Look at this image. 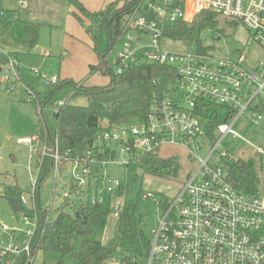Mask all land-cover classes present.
<instances>
[{
  "label": "built area",
  "instance_id": "built-area-1",
  "mask_svg": "<svg viewBox=\"0 0 264 264\" xmlns=\"http://www.w3.org/2000/svg\"><path fill=\"white\" fill-rule=\"evenodd\" d=\"M150 8L155 16L136 12L125 24L124 36L113 55L116 71L121 73L133 63L144 60L171 66L177 76L175 80L169 82L161 97L153 99L144 121L99 133L92 147L83 153H62L57 138L53 144L40 140L38 170L41 172L46 157L52 158L57 186L59 178H64L61 170L67 161L66 172L71 169L72 188L87 191L92 205L105 206L118 218L124 206L117 200L124 199L126 203L129 179L125 182L109 173L100 174L101 169L108 172L109 167L118 163L114 145H122V151H128L130 156L160 151L164 145L186 146L197 166L174 198L160 202L159 222L146 256H126V259H113L110 264H264V167L262 184H258L255 192H247L232 184L225 163L213 161L216 154L221 160L231 157L223 143L229 134L241 137L233 126L243 114L255 124L261 123L263 112L259 106L264 100V61L249 68L246 53H241L238 59H230L208 50L170 52L161 47L167 23L192 21L204 10L241 21L264 47V0H183L181 4L175 0H158ZM3 11L0 9V15ZM219 36L217 33L216 37ZM0 52L7 58L10 70L19 75L18 59L2 46ZM7 78L3 76L2 82H7ZM46 81L55 84L58 78ZM204 102L226 104L232 111L212 133L208 128L209 119L201 113L205 109ZM65 103L54 104V112ZM199 136L211 142L205 158L195 153L201 149L196 145ZM35 140L26 137L18 142L34 145ZM258 152L264 166L262 147H258ZM37 183L38 178L30 189L33 207L24 205L18 212V220L21 218L29 225L23 231L24 238L17 237L19 227L0 222V233L5 236V239L0 238V264H36L39 250L35 243L43 234L44 226L52 220L54 211L52 202L39 211ZM70 189L64 191L63 199L72 196ZM139 194L155 196L152 191L142 189Z\"/></svg>",
  "mask_w": 264,
  "mask_h": 264
},
{
  "label": "rangeland",
  "instance_id": "rangeland-1",
  "mask_svg": "<svg viewBox=\"0 0 264 264\" xmlns=\"http://www.w3.org/2000/svg\"><path fill=\"white\" fill-rule=\"evenodd\" d=\"M25 1V0H24ZM88 9L100 11L108 4L117 0H80ZM119 1V0H118ZM121 3V1H119ZM13 0V6L23 8L25 3ZM26 17L22 15L21 20L39 24V35L35 45H27L26 48L16 49L18 59L15 75L10 70L8 62L0 61V222L12 227H19L17 237L24 238V230L29 226L19 218L4 196L5 187L8 184H17L23 189V204L33 207V195L30 189L39 177L38 163L40 139L39 120L42 118L45 128L55 139L57 136V118L53 105L60 101L66 103L86 106L88 99L79 94L71 97L75 84H83L86 87L103 86L111 81V76L100 70L91 71V64H100L99 56L91 48L93 44L91 36L86 32V23H81L74 15L75 6L70 0H27ZM122 5V3H121ZM218 23L214 26L203 27L196 33V40L187 43L184 40L173 39L163 36L161 47L165 51L185 52L190 49L208 50L213 54L238 59L241 53H246L249 68L262 64L264 61V47L255 39L250 31L241 21L226 19L218 16ZM219 33V37L216 34ZM16 35L19 40L24 38V32L20 26L17 27ZM105 41V34L102 35ZM148 39L147 36L144 37ZM7 51L8 48L4 47ZM36 49H39L36 52ZM0 55L3 53L0 52ZM5 57V56H4ZM264 64V63H263ZM264 68V66H263ZM7 76V82L1 78ZM58 78V83H47V79ZM40 95L50 99L40 113V110L33 103V98ZM233 128L241 137L229 134L225 137L223 146L230 152L232 158L254 159L262 161L258 147L264 151V113L259 125L247 115L243 114ZM30 137L37 139L34 145L26 142L19 143L20 138ZM196 145L201 146L200 157L208 156L211 149V142L205 137H197ZM117 149V164L109 167L108 172L101 169L100 174L109 173L112 177H121L125 182L129 179L127 162L131 160L128 151H122V145H114ZM159 154L163 157L175 156L181 164L178 176L163 178L151 173L139 170L138 185L134 190H129L126 201L136 203L138 213L142 215V223L146 236L151 239L153 230L156 228L160 214V202L165 198H174L190 172L197 162L191 158L188 147L183 145H164ZM216 158V159H215ZM213 161L220 160L216 154ZM260 183L262 184V170L258 167ZM96 175V174H95ZM71 169L67 177L59 178L58 185H55V174L48 172L39 184L40 200L44 206L53 204L52 218L59 213V207L64 203L62 195L65 190L71 187ZM133 189V188H132ZM152 191L155 196L145 197L139 194ZM53 196V197H52ZM53 199V201H52ZM118 203L124 206L125 200L118 199ZM64 210L68 209L66 206ZM33 209L31 210V214ZM20 217V216H19ZM118 219L114 215L109 218L105 228L98 233V239L104 243L111 244L118 240L117 232ZM0 238L5 236L0 233ZM82 238L79 237L74 250L78 252L81 248ZM127 247H118L114 259H122L127 255H135L129 252ZM136 256V255H135ZM113 261V260H112ZM142 259L140 263H142ZM74 264L71 254L58 251L39 249L36 256V264ZM110 264V263H109Z\"/></svg>",
  "mask_w": 264,
  "mask_h": 264
},
{
  "label": "trees",
  "instance_id": "trees-1",
  "mask_svg": "<svg viewBox=\"0 0 264 264\" xmlns=\"http://www.w3.org/2000/svg\"><path fill=\"white\" fill-rule=\"evenodd\" d=\"M119 1L111 2L103 10L93 11L80 0H70L75 6V17L81 23L88 21L86 32L92 38V49L99 56L100 64H91V71L100 70L109 74L111 81L103 86L86 87L80 83L75 84L71 97L82 94L87 97L88 104L79 106L65 103L55 113L58 121L56 138L62 153L67 151H70L71 155L83 153L92 147L99 133L120 125L144 121L151 109L153 99L161 97L169 82L177 77L171 66L144 60L133 63L121 73L116 71L113 55L124 36L125 24L136 12H149L153 15L150 6L156 4L158 0ZM175 1L178 4L183 3V0ZM0 9L4 10L1 6ZM218 16L215 11L204 10L192 21L167 23L164 27V35L192 43L196 40L197 31L218 23ZM18 26L24 32L22 40L16 35ZM103 34H105V44ZM38 35L39 24L21 20L18 12L4 10L0 15V46H9L14 50L26 48L27 45L37 43ZM17 52V50H9L14 57L17 56ZM6 60V57L0 55V61L6 62ZM33 103L41 113L51 102L50 99L36 95ZM204 105L205 109L201 113L204 118L209 119L208 128L212 133L219 123L230 117L231 108L226 104L212 102H204ZM259 109L264 113L263 99ZM39 125L41 130L37 139L53 144L54 138L45 128L42 118L39 120ZM225 161L226 170L234 186L247 192L257 190L260 183L258 167L263 170V161H260L259 166L257 161L251 158L228 157ZM52 162V158L46 157L39 173L36 191L39 211L44 208L40 200L39 184L42 178L52 171ZM67 167L68 162L65 161L61 170L64 178L67 177ZM180 167L177 157H163L159 154V150L136 153L131 156L128 163L130 190H134L138 185L139 170L158 177L173 178L178 176ZM70 188L72 196L63 199L64 203L59 207L58 215L44 226L43 234L38 236L35 248L58 251L63 255L71 254L74 264H109L114 259L117 248L121 246L127 247L130 253L134 252L136 255H127L129 257L146 256L150 238L145 234L142 215L138 213L136 203L126 201L121 215L117 218L118 240L107 244L98 239V233L107 225L112 216L111 211L99 204L92 205L87 191H75L72 185ZM23 194V189L17 184H8L5 187L4 196L17 214L24 208ZM64 206L68 209L64 210ZM79 237L82 238L81 248L75 252L74 247Z\"/></svg>",
  "mask_w": 264,
  "mask_h": 264
},
{
  "label": "crops",
  "instance_id": "crops-1",
  "mask_svg": "<svg viewBox=\"0 0 264 264\" xmlns=\"http://www.w3.org/2000/svg\"><path fill=\"white\" fill-rule=\"evenodd\" d=\"M36 1L37 0H32V3H36ZM12 2H13V0H0V6L4 9V10H9V11H16V12H18V14H19V16H20V18L22 17V15H26V6L28 5L26 2H27V0H23V2L25 3V6L21 9V8H19L18 6H20V5H15V6H13V4H12ZM18 2H20V0H18ZM30 2H31V0H30ZM21 3V2H20ZM19 3V4H20ZM26 17V16H25ZM6 48H8L10 51H16V50H14V49H12L11 47H9V46H6ZM91 48H92V44H91ZM37 50V49H36ZM39 50V49H38ZM37 52V51H36ZM260 162V161H259Z\"/></svg>",
  "mask_w": 264,
  "mask_h": 264
},
{
  "label": "water",
  "instance_id": "water-1",
  "mask_svg": "<svg viewBox=\"0 0 264 264\" xmlns=\"http://www.w3.org/2000/svg\"><path fill=\"white\" fill-rule=\"evenodd\" d=\"M36 51L38 52V49ZM0 71H1V67H0Z\"/></svg>",
  "mask_w": 264,
  "mask_h": 264
}]
</instances>
